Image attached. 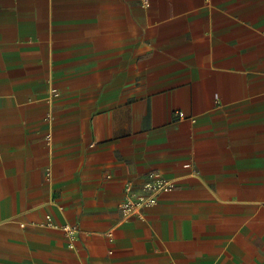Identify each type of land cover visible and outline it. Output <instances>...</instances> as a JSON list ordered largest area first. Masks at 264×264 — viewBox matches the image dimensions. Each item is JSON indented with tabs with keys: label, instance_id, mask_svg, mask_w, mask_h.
I'll use <instances>...</instances> for the list:
<instances>
[{
	"label": "crops",
	"instance_id": "1",
	"mask_svg": "<svg viewBox=\"0 0 264 264\" xmlns=\"http://www.w3.org/2000/svg\"><path fill=\"white\" fill-rule=\"evenodd\" d=\"M0 264H264V0H0Z\"/></svg>",
	"mask_w": 264,
	"mask_h": 264
},
{
	"label": "built area",
	"instance_id": "2",
	"mask_svg": "<svg viewBox=\"0 0 264 264\" xmlns=\"http://www.w3.org/2000/svg\"><path fill=\"white\" fill-rule=\"evenodd\" d=\"M143 5H146L144 1ZM173 189V184L156 174H150L147 181L142 185V192H136L131 183L124 187L123 197L118 204V208L124 219L131 216L142 217L144 208L155 205L158 200L156 195L169 192ZM46 226L52 229H59L64 236L69 239L68 248L73 249L76 242L77 230L69 225L57 226L47 220Z\"/></svg>",
	"mask_w": 264,
	"mask_h": 264
}]
</instances>
